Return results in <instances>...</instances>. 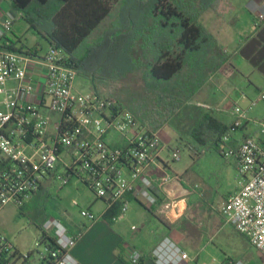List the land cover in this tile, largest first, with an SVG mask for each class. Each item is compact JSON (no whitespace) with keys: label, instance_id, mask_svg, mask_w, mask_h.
<instances>
[{"label":"built area","instance_id":"obj_1","mask_svg":"<svg viewBox=\"0 0 264 264\" xmlns=\"http://www.w3.org/2000/svg\"><path fill=\"white\" fill-rule=\"evenodd\" d=\"M14 20L10 14L0 17V213L11 203L25 205L47 181L62 188L77 177L107 202V211L122 203L115 222L125 219L130 195L147 205H160L165 216L175 211L180 217L186 209L180 207L184 199L167 196L161 200L159 196L171 183L182 180L169 172L161 157L165 148L159 130L138 121L109 95L75 89L78 73L62 49L50 45L44 55L9 49L11 43L5 37ZM259 101L264 102V89L247 111L235 113L236 119L221 139L220 153L236 161L240 178L221 212L264 255V121L248 117ZM246 122L259 127L258 135L231 144ZM172 158L179 160V153L175 151ZM80 214L95 222L105 213L97 216L84 209ZM41 233L48 255L32 262V255L24 256L0 232V264H41L45 260L80 264L72 254L79 235L56 218L48 219ZM143 258L138 250L128 252L131 264H140ZM151 259L157 264H183L191 258L165 238Z\"/></svg>","mask_w":264,"mask_h":264},{"label":"rangeland","instance_id":"obj_2","mask_svg":"<svg viewBox=\"0 0 264 264\" xmlns=\"http://www.w3.org/2000/svg\"><path fill=\"white\" fill-rule=\"evenodd\" d=\"M132 1L127 0L125 5L118 4L83 49H87V46H91L94 42H99L103 35L117 28L119 22L126 21L133 5ZM183 1L188 2V0ZM205 2L217 6L216 9L225 2L215 34L214 30L208 29L220 46L222 44L228 46L229 51L224 50V52L237 73L234 75L230 71V66H225L223 74L228 78L226 86L222 85L218 88L210 77L193 98L181 107L171 122L159 130L162 145L165 148L161 157L168 164L169 172L183 177L185 187L193 191V203L185 209L184 202L185 206L181 208V211L184 209L185 211L181 218L171 221L160 212L159 219L165 221L170 230L168 238L189 253L191 260L183 264H223L227 259L229 264H264V255L253 247L249 240L236 230L233 222H229L230 218L221 212L223 204L237 189L240 180L234 166L220 153L223 144L220 143L217 147L203 146L198 144L191 134L193 126L207 113L233 123L236 119L235 113L247 111L252 102L259 99L258 90L264 89V77L243 57L247 48L242 51V54L235 53L240 42L250 36L255 27L249 9L250 0H202V3ZM196 5L199 6V2ZM143 12H137L136 30L144 27ZM205 15L206 13L200 21L206 26L203 21ZM22 19H18L14 26L17 36L22 38L26 47L33 48L38 43L41 44L43 47L41 55H44L48 50V44L40 32L48 28V21L38 23V29H35ZM8 34L13 37L12 32ZM125 44L127 43L119 39L112 47L114 54L111 58L114 57L113 61L122 58V69L130 66L124 56V51L127 50ZM19 48H22V45H19ZM222 48L224 49L223 46ZM100 50L104 52L106 48ZM84 52L86 54L87 50ZM139 55L143 59L142 50H139ZM109 72H111V66H105L99 74ZM144 77L145 73L139 69L127 72L107 85H100L99 81L94 83L87 76L79 74L74 86L82 93L97 90L109 95L117 102L120 101L127 110L143 107L142 110L148 109L153 112L167 111L169 107L165 103L159 104L150 99ZM13 85L14 82L9 84V86ZM221 101L223 103L217 105ZM248 117L258 122L264 121V102L259 101L248 113ZM252 129L254 131L257 129L254 123ZM190 146L196 147L199 153H194ZM175 151L180 155V159L176 161L172 158ZM46 189L39 197L31 196L24 209L11 203L0 213V232L24 256L32 255V262L38 261L43 255H48L46 244L41 242L42 233L39 228L41 221L52 218L65 223L75 222L74 220L78 219L84 220L80 215L81 210L94 208L98 203L94 210L99 215V207L102 204L90 188L77 177L72 178L62 188L58 183L49 182ZM179 199L182 197L177 198ZM173 213L177 216L175 211ZM118 223L125 224L129 230L131 226H135L137 230L133 233H142L158 226L162 228L159 234L166 232V228L160 224L154 213L138 201L130 203L125 221ZM196 258L198 262L195 261Z\"/></svg>","mask_w":264,"mask_h":264},{"label":"trees","instance_id":"obj_3","mask_svg":"<svg viewBox=\"0 0 264 264\" xmlns=\"http://www.w3.org/2000/svg\"><path fill=\"white\" fill-rule=\"evenodd\" d=\"M6 1L14 11L22 13L23 18L35 29H38V23L48 21V28L40 34L48 39L50 45L66 52L78 75L83 74L94 83L99 81L100 85H107L127 72L143 70L150 99L159 104L165 103L169 108L164 112L142 110L143 107L129 111L153 130H160L170 123L181 107L229 59L215 36L200 21L208 10H216L217 6L202 3V0H133L126 21L119 22L117 28L103 35L99 42L87 46V49H83L86 43L111 16L115 7L120 3L125 5L127 0ZM198 2L199 6L196 5ZM137 12L145 15L144 27L140 30H136ZM119 39L127 43L124 56L130 66L125 69L121 68L122 58L115 61L114 57L111 58L114 54L112 47ZM8 48L15 50L12 44ZM101 48H106V51L101 52ZM84 50H87L86 54ZM139 50L143 52V59ZM244 55L249 57L248 49ZM105 66H111V72L99 74ZM118 103L121 108H125L120 101ZM228 130L229 127L207 113L193 126L191 134L200 145L217 146ZM190 148L194 153H199L196 147ZM49 182L34 197L44 193ZM135 200L153 212V206ZM20 207L24 209L25 205ZM121 208L122 203L115 204L104 214L103 219L110 224L115 223L114 219L121 213ZM47 220L41 221L40 229ZM42 238L44 241L43 234ZM195 261L198 262V259ZM143 263L144 258L140 264ZM41 264L51 263L45 260ZM223 264H229V260Z\"/></svg>","mask_w":264,"mask_h":264},{"label":"crops","instance_id":"obj_4","mask_svg":"<svg viewBox=\"0 0 264 264\" xmlns=\"http://www.w3.org/2000/svg\"><path fill=\"white\" fill-rule=\"evenodd\" d=\"M225 2H223L224 4ZM218 6L216 10H208L206 12L204 23L206 24L207 28L210 30H214V34L216 29L219 27V21L221 20L220 13L224 10V6ZM249 9L253 17V24L255 25L253 32L250 36H248L244 41L240 42V45L236 49L235 53L242 54V51L247 48L249 57L242 55L245 60L251 65V67L258 71L264 77V20H259L260 15H264V0H250ZM6 14H10L14 17V24L12 27V36L9 34L5 37V41L11 43L15 50L17 51H29L41 54L43 49L41 44H37L35 47L31 48L29 46L26 47L22 41V38L17 36L15 30V24L17 23L18 19L23 18L22 13H17L14 11L9 3L6 0H0V17H4ZM24 19V18H23ZM22 19V20H23ZM25 20V19H24ZM26 21V20H25ZM27 22V21H26ZM28 23V22H27ZM29 24V23H28ZM30 25V24H29ZM220 41L221 38H218ZM44 40L48 44V49L50 48V43L47 38L44 37ZM19 45H22V48H19ZM224 47L225 52H228V46L222 44ZM225 66H230V71L235 75L237 73L236 68L230 62H227L221 70L214 73L211 76V80L214 82L215 85H218V88L226 86L228 78L223 74ZM227 68V67H226ZM239 71V70H238ZM240 72V71H239ZM231 73V74H232ZM260 88L258 91H260ZM223 102H219L217 105L222 104ZM221 121L226 127H230L232 123H228L224 120L218 119ZM252 122H246L243 128L233 136L231 144H238L241 140L248 136H257L259 127L257 125V129L255 131L252 129ZM219 145V144H218ZM217 145V146H218ZM216 146V147H217ZM231 165L237 171V163L234 159L228 160ZM185 181H175L171 183L165 193H159L160 199L163 200L167 196L171 197H182L184 199L181 202V208L185 206L186 209L190 203H193L192 192L188 188L185 187ZM237 190V189H236ZM232 192L228 198L236 192ZM99 199V198H97ZM101 200L102 204L99 207V212L97 215L96 211L94 210L99 204H95L94 208H89V210L96 214L97 216L102 215L103 213H107L108 204L105 200ZM137 201L135 198H131V202ZM130 202V203H131ZM185 202V203H184ZM161 206H156L153 209V213L155 217L159 220L160 224L166 228V232L159 234L161 231V227H153L150 230H146L145 232L140 233H133L137 229H133L135 226H131L130 230L125 226L123 223L115 222L110 224L108 221L104 220L103 218L95 221L90 222L89 220L83 218L84 220L78 219L74 220L75 222H63L60 220L64 225L68 227V229L76 234L79 235V241L77 245L72 249L73 256L78 260L80 264H126L125 261H128V252L130 249H135L140 251L144 256V263L143 264H157L153 259H151V254L153 251L161 244V242L168 238L170 235V230L166 225L165 221H161L159 218ZM184 214V213H183ZM183 214L181 216H183ZM81 215V214H80ZM180 217L174 216V213H169L168 216H165L168 220H177ZM126 218V217H125ZM125 221V219L123 220ZM120 221V222H123ZM174 223V222H172ZM120 257H123L122 260ZM191 260V259H190ZM189 260V261H190ZM188 261V262H189ZM187 263V262H186Z\"/></svg>","mask_w":264,"mask_h":264},{"label":"bare ground","instance_id":"obj_5","mask_svg":"<svg viewBox=\"0 0 264 264\" xmlns=\"http://www.w3.org/2000/svg\"><path fill=\"white\" fill-rule=\"evenodd\" d=\"M180 207H181V205H180Z\"/></svg>","mask_w":264,"mask_h":264}]
</instances>
